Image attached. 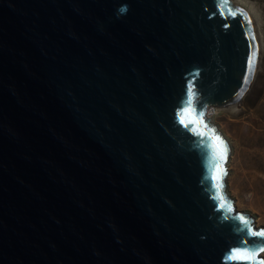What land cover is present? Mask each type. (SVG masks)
<instances>
[{"label":"water","instance_id":"95a60500","mask_svg":"<svg viewBox=\"0 0 264 264\" xmlns=\"http://www.w3.org/2000/svg\"><path fill=\"white\" fill-rule=\"evenodd\" d=\"M251 58L227 0H0V264L261 261L204 120Z\"/></svg>","mask_w":264,"mask_h":264},{"label":"rangeland","instance_id":"374dc122","mask_svg":"<svg viewBox=\"0 0 264 264\" xmlns=\"http://www.w3.org/2000/svg\"><path fill=\"white\" fill-rule=\"evenodd\" d=\"M227 1L248 14L259 55L245 92L228 105L207 107L205 121L226 141L223 195L232 198L236 213L264 230V0ZM259 257L264 260V252Z\"/></svg>","mask_w":264,"mask_h":264},{"label":"snow or ice","instance_id":"6c2138e0","mask_svg":"<svg viewBox=\"0 0 264 264\" xmlns=\"http://www.w3.org/2000/svg\"><path fill=\"white\" fill-rule=\"evenodd\" d=\"M235 14V13H233ZM254 63H255V60L254 58H251L250 61H249V64H250V67L254 66ZM184 121L181 120V123H183ZM190 123L192 121H189ZM202 123V121H200ZM217 140H219V138L217 137ZM222 141L220 142V145H221V152H220V157L221 159H223L224 157V153H223V150H222ZM214 179L217 181L215 187L217 188V191H218V194H219V189L221 187L219 181H220V176L217 175L214 177ZM221 207L224 206V203H223V197H221ZM229 211H231V205H229ZM241 223L243 224H247L248 221L243 217V216H240L239 217ZM251 235L253 236H259V237H264V230H260V231H252L251 229H249ZM260 252H264V247L260 248L259 250ZM231 259H234V260H238V261H243L244 264H264V260H261V261H257V253L255 251H249L247 249H244V250H241V249H237L235 251H233L232 253V256H231Z\"/></svg>","mask_w":264,"mask_h":264},{"label":"bare ground","instance_id":"6f19581e","mask_svg":"<svg viewBox=\"0 0 264 264\" xmlns=\"http://www.w3.org/2000/svg\"><path fill=\"white\" fill-rule=\"evenodd\" d=\"M229 5L231 6V7H233V8H239V9H241V6H240V4L239 3H237L236 1H231V3L229 2ZM242 10V9H241ZM244 10V9H243ZM248 15V14H247ZM254 32V31H253ZM253 35H254V40H255V34L253 33ZM257 41L255 40V48H256V61H255V64H254V68L256 67V65H257V58H258V55H259V45L256 43ZM239 99V97L238 98H234L233 100H230L229 102H227V103H224V104H222V105H217L218 107H221V106H225V105H228V104H230V103H232V102H234V101H236V100H238ZM210 107V106H209ZM214 109V108H213ZM206 110H207V107H206ZM206 110H205V114H206ZM205 114H204V120L206 119V117H205ZM209 126H210V121H209Z\"/></svg>","mask_w":264,"mask_h":264}]
</instances>
